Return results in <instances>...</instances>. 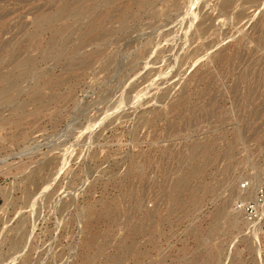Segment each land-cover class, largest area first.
<instances>
[{
    "label": "rangeland",
    "instance_id": "rangeland-1",
    "mask_svg": "<svg viewBox=\"0 0 264 264\" xmlns=\"http://www.w3.org/2000/svg\"><path fill=\"white\" fill-rule=\"evenodd\" d=\"M89 3L0 0V264H264V0Z\"/></svg>",
    "mask_w": 264,
    "mask_h": 264
},
{
    "label": "built area",
    "instance_id": "built-area-1",
    "mask_svg": "<svg viewBox=\"0 0 264 264\" xmlns=\"http://www.w3.org/2000/svg\"><path fill=\"white\" fill-rule=\"evenodd\" d=\"M249 188V183H243L241 189ZM235 208L242 212L244 219L257 233L264 234V188H261L256 196L249 201H239Z\"/></svg>",
    "mask_w": 264,
    "mask_h": 264
},
{
    "label": "bare ground",
    "instance_id": "bare-ground-1",
    "mask_svg": "<svg viewBox=\"0 0 264 264\" xmlns=\"http://www.w3.org/2000/svg\"><path fill=\"white\" fill-rule=\"evenodd\" d=\"M92 0H74V2H76L77 4H79L80 6H85V4L87 5V6H89V7H91L92 5H91V3H89V2H91ZM102 1V0H101ZM110 3L112 4V5H115V0H110ZM95 5V4H94ZM68 6V4L67 5H65L64 7H63V10H61L57 15H62L63 13H65V11H67V7ZM87 8V7H86ZM74 13L73 14H75V15H77L79 12H80V10H78V9H74ZM57 15H51V16H49V17H47L46 18V22L48 23V25L49 26H53V24H54V20H55V18L57 17ZM58 33V32H57ZM20 67L21 66H19V68H16V74H14V77H20L21 75H22V73H23V71L20 69ZM14 68H15V66H14ZM18 69V70H17ZM12 76V75H11ZM8 78H9V76H7ZM13 77V78H14ZM11 82V81H10ZM4 88V87H3ZM3 88H1L0 89V101L2 100V97H3V95H4V89ZM8 88H10V86L8 87ZM8 89H6V92H8L7 91ZM3 167V166H2ZM0 168H1V164H0ZM200 168L201 167H197V169H196V171H198V170H200ZM261 188H264V184H262L261 186H257V187H254L253 185H250V183H249V188L248 189H246V190H243V189H241V186H240V191H242V192H244L243 194L245 195L246 194V197L245 198H241V200L240 201H247L246 199H247V196H248V199H253L255 196H256V194L258 193V191L261 189ZM252 189H254L253 191H254V194L253 195H251V190ZM183 192V186L182 185H178L177 186V190H175V194L176 195H178V194H180V193H182ZM239 202V201H238ZM110 213L111 212H109L106 216H108V217H110ZM234 213L237 215V216H239L240 218H241V216H240V214L242 213L241 211H239V210H237V209H234ZM243 215V214H242ZM103 217V216H102ZM101 217V218H102ZM243 220V219H242ZM244 221V220H243ZM246 221V220H245ZM91 246H93V243L92 242H90V243H88L87 244V247L88 248H91ZM113 264H115V258H114V262H113Z\"/></svg>",
    "mask_w": 264,
    "mask_h": 264
}]
</instances>
